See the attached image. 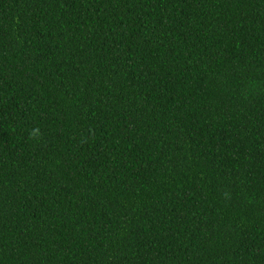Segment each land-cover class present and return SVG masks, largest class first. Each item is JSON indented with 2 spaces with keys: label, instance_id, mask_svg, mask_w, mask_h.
Listing matches in <instances>:
<instances>
[{
  "label": "trees",
  "instance_id": "obj_1",
  "mask_svg": "<svg viewBox=\"0 0 264 264\" xmlns=\"http://www.w3.org/2000/svg\"><path fill=\"white\" fill-rule=\"evenodd\" d=\"M0 264H264V0H0Z\"/></svg>",
  "mask_w": 264,
  "mask_h": 264
}]
</instances>
